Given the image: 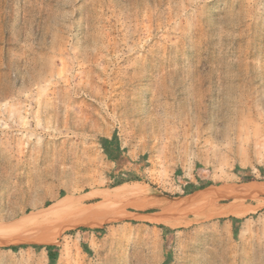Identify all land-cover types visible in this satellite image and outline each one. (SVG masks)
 Instances as JSON below:
<instances>
[{
  "label": "rangeland",
  "instance_id": "rangeland-1",
  "mask_svg": "<svg viewBox=\"0 0 264 264\" xmlns=\"http://www.w3.org/2000/svg\"><path fill=\"white\" fill-rule=\"evenodd\" d=\"M260 168L264 0H0V242L39 219L46 242L0 264H264ZM69 198L115 218L69 227Z\"/></svg>",
  "mask_w": 264,
  "mask_h": 264
},
{
  "label": "bare ground",
  "instance_id": "bare-ground-1",
  "mask_svg": "<svg viewBox=\"0 0 264 264\" xmlns=\"http://www.w3.org/2000/svg\"><path fill=\"white\" fill-rule=\"evenodd\" d=\"M130 187L131 186L129 184H122V185L118 186L116 189H114L113 191H111L110 193H108V196L110 195V197L115 198L117 196L116 194L119 193V198L123 199L126 196L137 195L138 193L134 189H130ZM100 194H102V193H100ZM86 199L85 198H82V199L78 198V199H71L70 200V198H69V200H62L58 204H56L53 209H55V210H66L67 213L68 212L72 213L73 219H71L70 222L68 223L69 227H78V226H87V227L88 226L89 227H91V226L96 227L97 226L98 227L100 223L99 222L94 223L92 221V217H95L98 215L100 217L106 218V219H114L115 218V215H114L115 210L110 211V210H108L109 208L104 206V205L86 206V205L81 203V202H84ZM205 204H209V203L205 202ZM235 206H236V204H235ZM193 207H195V206H193ZM207 215L209 217H212V216L213 217L234 216L237 218H241L243 213L241 211L237 210L236 208L235 209L232 208L231 206H225V207L221 206L220 207L217 205L215 207L214 206H207ZM68 216H70V215H68ZM75 217H77V218H75ZM148 218H150V220L153 221L154 223L163 224V225H166L170 228H176L179 225L177 221L168 220L169 218L165 219L161 216L160 217L153 216V217H148ZM43 222L44 221L39 219L38 221H35L34 223H31V224L26 225V226L24 224H21L19 226L20 232L15 234V235H12V234L9 235L8 234L9 235L8 238L2 240L0 242V245H17V244H24V243H29V242L45 243L46 244V242L44 240H42V237H41L42 229L44 230V228H42L44 226ZM13 231L15 232V230H13Z\"/></svg>",
  "mask_w": 264,
  "mask_h": 264
},
{
  "label": "crops",
  "instance_id": "crops-1",
  "mask_svg": "<svg viewBox=\"0 0 264 264\" xmlns=\"http://www.w3.org/2000/svg\"><path fill=\"white\" fill-rule=\"evenodd\" d=\"M101 148L102 151L106 157V159L110 162L113 163L114 165H117L121 162H123V159L125 158V156H127V151L124 147V145L122 144V141L119 137H117L116 135H112V136H107L106 138H104L101 141ZM137 159H130V165L133 166V163L137 162ZM142 166V164L140 165ZM125 169H120L119 172H122L123 176L125 175ZM52 248L50 249V251L46 250L45 253V261L44 264H50L51 260L58 259V248L56 246H51Z\"/></svg>",
  "mask_w": 264,
  "mask_h": 264
},
{
  "label": "trees",
  "instance_id": "trees-1",
  "mask_svg": "<svg viewBox=\"0 0 264 264\" xmlns=\"http://www.w3.org/2000/svg\"><path fill=\"white\" fill-rule=\"evenodd\" d=\"M260 171H261V173H264L263 172V169H259ZM120 186V185H119ZM208 187V185H205V186H199V187H196L194 184H190V186H188L187 188H186V193L187 194H192V193H194V192H196V191H201V190H204V189H206ZM241 220H239V219H233V222H234V224H237V223H239ZM95 231H97V232H99V231H101V230H95ZM36 249H41V247H35ZM52 247L51 246H48V247H45V249L47 250V251H50V249H51ZM10 250H12V251H14V252H17L18 250H19V247H11V248H9ZM56 263V258L55 259H53V260H51V263L50 264H55Z\"/></svg>",
  "mask_w": 264,
  "mask_h": 264
}]
</instances>
